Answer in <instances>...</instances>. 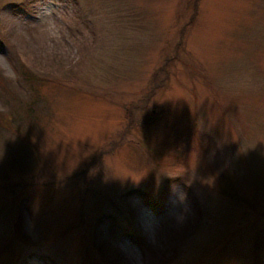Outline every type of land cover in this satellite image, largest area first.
<instances>
[{"label":"rangeland","instance_id":"rangeland-1","mask_svg":"<svg viewBox=\"0 0 264 264\" xmlns=\"http://www.w3.org/2000/svg\"><path fill=\"white\" fill-rule=\"evenodd\" d=\"M0 264H264V0H0Z\"/></svg>","mask_w":264,"mask_h":264},{"label":"clouds","instance_id":"clouds-1","mask_svg":"<svg viewBox=\"0 0 264 264\" xmlns=\"http://www.w3.org/2000/svg\"><path fill=\"white\" fill-rule=\"evenodd\" d=\"M0 64H6L8 65V67H11L10 61L8 59V57L0 54Z\"/></svg>","mask_w":264,"mask_h":264}]
</instances>
